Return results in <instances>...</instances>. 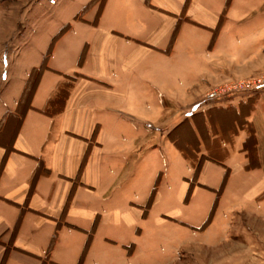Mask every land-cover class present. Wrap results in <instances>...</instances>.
<instances>
[{
    "label": "crops",
    "instance_id": "crops-1",
    "mask_svg": "<svg viewBox=\"0 0 264 264\" xmlns=\"http://www.w3.org/2000/svg\"><path fill=\"white\" fill-rule=\"evenodd\" d=\"M38 1L0 0V264L129 261L130 240L112 229L147 212L105 209L109 192L150 191L146 208L154 185L184 168V204L200 188L217 191L227 172L218 211L264 193V90L204 100L213 86L264 71L262 13L236 0L226 10L227 0H105L101 9L89 0L39 42L20 21ZM51 44L47 70L32 75ZM72 75L62 110L44 114ZM157 189L149 209L174 195ZM104 226L111 235H99Z\"/></svg>",
    "mask_w": 264,
    "mask_h": 264
},
{
    "label": "rangeland",
    "instance_id": "rangeland-1",
    "mask_svg": "<svg viewBox=\"0 0 264 264\" xmlns=\"http://www.w3.org/2000/svg\"><path fill=\"white\" fill-rule=\"evenodd\" d=\"M213 1L217 7V3L222 0ZM88 3L89 0H39L25 9L20 21L31 30L32 35L38 36L39 42L44 41L48 34L70 17L79 14ZM234 5L249 12L256 10L262 13L260 19H264V0H236ZM96 11L97 8L83 16L94 19ZM234 82H261L264 86V71L247 78L223 82L211 87L206 93L217 87L232 86ZM263 90L264 87L258 93H241L210 103H222L232 97L256 96ZM177 176V179L172 175L160 181L161 185L157 189L160 195L164 199L173 192L174 195L168 201H160L152 209H146V203L143 202L150 191L145 193L140 188L125 191L118 188L109 192L105 209L122 210L127 203L132 208H135L134 205L142 206L139 210L147 212L145 220L138 219L129 226L123 220L112 229L115 235H126V239L130 240L129 245L133 247L131 259L122 264H264V195L259 198L263 193L256 200L231 209L232 214L225 212L227 208L221 207L218 211V200L211 220L206 222L216 197L215 192L200 188L188 204L179 202L176 192L181 178L188 176L185 168ZM236 192L238 195L244 194ZM110 232V227L104 226L99 230V235H111Z\"/></svg>",
    "mask_w": 264,
    "mask_h": 264
},
{
    "label": "trees",
    "instance_id": "trees-1",
    "mask_svg": "<svg viewBox=\"0 0 264 264\" xmlns=\"http://www.w3.org/2000/svg\"><path fill=\"white\" fill-rule=\"evenodd\" d=\"M104 1L105 0H100V9L102 8V6L104 4ZM230 2H231V0H227L226 1L225 10L228 8ZM90 5L91 4H89L87 7H85L84 10H86ZM67 28H68V26L64 27L58 33L56 38L61 36L65 32V30H67ZM52 44H53V42H52ZM52 44L50 45V47L48 49V52L46 54V57L44 58L41 66L38 69L32 70V73H31L32 75L35 74V73L40 75V74H42V72L47 70L46 62H47V59H48V57L50 55V52H51V49H52ZM80 62H81V59H80ZM77 78H79V75L64 76V79H65L64 83L60 84V86L58 87V91H57L56 96L48 101V104L46 105V108H44L43 111H42L44 114L51 116V115H54L56 112L62 110V106L64 104V100L66 99V97L69 94V90L72 87L73 81H75ZM227 178H228V172L225 174V176H224V178H223V180L221 182V185L218 188V190L215 191L216 197H215L214 202L212 204V207H211V209L209 211V214H208L206 222L211 220V218H212V216L214 214V211H215V209L217 207L218 200H219L220 196L222 195L223 189L225 187ZM156 189H157V183L154 185V188L152 189V191L150 193L146 209L150 208V206L152 204V201H153V199L155 197V194H156ZM190 193H191V191L188 192L187 198L190 196ZM263 195H264V193L259 198L263 197ZM54 242H55V236L51 240V243H50V246H49V250H51V248L53 247ZM86 248H87V244H86ZM86 248H85V251H86ZM85 251L83 252V255L80 258V262L82 261V259L84 257Z\"/></svg>",
    "mask_w": 264,
    "mask_h": 264
},
{
    "label": "built area",
    "instance_id": "built-area-1",
    "mask_svg": "<svg viewBox=\"0 0 264 264\" xmlns=\"http://www.w3.org/2000/svg\"><path fill=\"white\" fill-rule=\"evenodd\" d=\"M235 83V82H234ZM245 88H242V87ZM263 83H250L247 84L244 82L241 83H235L232 86H224V87H217L214 89L209 90L208 93L205 95V101L208 102H215L218 100H221L224 97H231L234 95H238L241 93L246 92H252V93H258L263 88Z\"/></svg>",
    "mask_w": 264,
    "mask_h": 264
}]
</instances>
